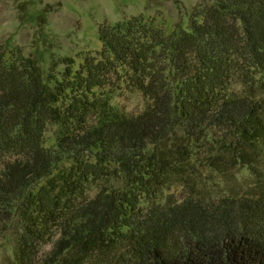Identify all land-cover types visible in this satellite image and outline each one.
<instances>
[{"label": "trees", "instance_id": "16d2710c", "mask_svg": "<svg viewBox=\"0 0 264 264\" xmlns=\"http://www.w3.org/2000/svg\"><path fill=\"white\" fill-rule=\"evenodd\" d=\"M100 40L49 73L0 43L12 264H264V0H201L171 32L143 14L104 22ZM114 90L148 104L123 110ZM202 149L247 166L257 192L163 201Z\"/></svg>", "mask_w": 264, "mask_h": 264}, {"label": "rangeland", "instance_id": "374dc122", "mask_svg": "<svg viewBox=\"0 0 264 264\" xmlns=\"http://www.w3.org/2000/svg\"><path fill=\"white\" fill-rule=\"evenodd\" d=\"M200 1L0 0V43L37 58L46 73L54 68L59 71L65 67V58L73 57L80 63L86 55L96 54L101 49L100 26L104 22L115 23L143 14L155 18L171 32L177 25L189 26L190 15ZM114 91L113 103L128 112L138 113L148 104L138 90ZM57 131V125H50L46 133L47 145L55 143ZM211 154L202 149L192 155L185 174L173 179L162 200L178 201L190 194L218 199L257 192L259 177L247 166L231 158H223L216 164ZM14 225L0 237V264L15 263L17 224Z\"/></svg>", "mask_w": 264, "mask_h": 264}]
</instances>
